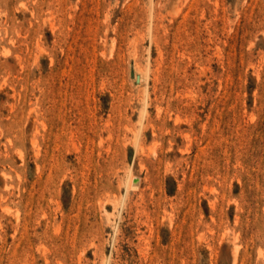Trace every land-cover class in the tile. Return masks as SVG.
Segmentation results:
<instances>
[{
    "label": "rangeland",
    "instance_id": "rangeland-1",
    "mask_svg": "<svg viewBox=\"0 0 264 264\" xmlns=\"http://www.w3.org/2000/svg\"><path fill=\"white\" fill-rule=\"evenodd\" d=\"M0 264H264V0H0Z\"/></svg>",
    "mask_w": 264,
    "mask_h": 264
}]
</instances>
